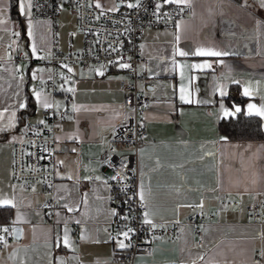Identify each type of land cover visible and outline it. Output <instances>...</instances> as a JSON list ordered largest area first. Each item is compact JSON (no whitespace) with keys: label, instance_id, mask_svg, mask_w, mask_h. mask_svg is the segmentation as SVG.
<instances>
[{"label":"crops","instance_id":"1","mask_svg":"<svg viewBox=\"0 0 264 264\" xmlns=\"http://www.w3.org/2000/svg\"><path fill=\"white\" fill-rule=\"evenodd\" d=\"M91 4L98 11L119 6L116 0H91ZM180 6L190 7L191 14L177 20L179 33L176 24L148 28L139 40L143 60L136 64L140 76L136 88L149 96L150 106L142 121L147 136L135 156L137 193L143 184L145 212L156 224H178L179 233L172 240L156 238L152 254L135 260L139 264H264V119L253 115L261 122V139H222L218 129L221 119L237 114L224 116L221 102L229 111L239 106L245 115L248 104L264 105V8L260 0H190ZM0 9L4 10L0 13L4 21L0 23V222L9 216L19 231L17 238L0 241V264H60L61 260L119 264L113 251L119 249L117 239L124 238L106 230L114 208L96 158L127 114L118 90L125 75L114 66H106L100 76L93 71L100 67L67 64L73 71L61 66L51 81L52 90H46L50 72L32 55V45L39 57L40 52L50 51L54 29L58 52L64 53L68 44L79 50L82 35L75 14L66 0H58L53 26L21 16L16 0H0ZM176 34L181 37L178 43ZM176 49L190 54L180 56ZM197 49L228 55H198ZM41 68L45 71L37 72ZM66 73L72 78L65 80ZM225 86L228 94L221 97L219 89ZM245 87L250 96L243 95ZM33 89L48 98L52 107L47 109L63 113L55 119V182L50 191L37 186L24 191L11 175V145L19 136V126L44 120L46 108L36 102ZM182 89L192 103L181 101ZM237 94L245 98L242 104L225 99ZM27 101L28 113L18 123ZM10 121L14 126L9 128ZM115 152L126 149L117 147ZM43 200L57 204L50 220L38 207ZM251 203L257 204L258 219L246 216ZM65 204L74 210L68 211ZM194 212L202 213L199 234L188 222ZM65 224L70 247L63 244Z\"/></svg>","mask_w":264,"mask_h":264},{"label":"built area","instance_id":"2","mask_svg":"<svg viewBox=\"0 0 264 264\" xmlns=\"http://www.w3.org/2000/svg\"><path fill=\"white\" fill-rule=\"evenodd\" d=\"M116 1L119 3L116 11H98L92 6L91 0H66L67 7L75 14L76 26L82 35V45L79 50L74 51L68 44L64 53L58 52L53 29L51 49L40 52V57H43L40 62L50 70L49 83L46 85V90L49 91L52 90L51 81L56 78L62 64H77L82 69L101 65L119 67L115 63L119 60L132 65L129 69L120 68L125 76L118 82V90L123 93L122 104L127 114L113 128L107 147L96 160L103 171L104 181H107L109 203L117 213L107 223V232L115 235L128 227L135 230L134 235L130 233L131 239L125 240L131 247L113 251L114 261L119 264H139L135 257L151 255L156 238L172 240L179 233V226L175 223H159L155 229L142 223L146 206L141 205L137 193L135 156L137 147L147 136L142 121L143 112L150 106V98L139 93L136 88V82L140 79L136 73V64L143 60L139 40L145 29L173 27L178 19L191 14V9L187 6L165 4L163 0H141L139 8L130 9L127 4L135 3L136 0ZM57 2L58 0H32L31 18L49 21L54 26ZM157 3L162 6L159 14H154ZM13 61L17 63L18 57ZM63 78L71 79L72 76L66 73ZM67 97L70 100V96ZM62 115L61 112L46 109L44 124L25 122L19 126V136L11 145V175L22 190L28 191L33 186L45 191L52 189L55 182V119ZM117 147L126 149V152L117 154ZM117 173L120 178L112 179ZM56 205L54 200H43L38 204L45 220L51 219V212ZM124 216L129 219H122ZM246 216L258 219L256 203L247 205ZM201 219V212L188 216V222L193 225L196 234L200 232L198 223ZM5 227L9 229L8 232L2 231ZM13 229L15 228L11 218L7 216L0 222V237H3L0 241L12 238Z\"/></svg>","mask_w":264,"mask_h":264},{"label":"snow or ice","instance_id":"3","mask_svg":"<svg viewBox=\"0 0 264 264\" xmlns=\"http://www.w3.org/2000/svg\"><path fill=\"white\" fill-rule=\"evenodd\" d=\"M17 2V6H18V12L21 16H28L30 17L31 16V8H32V0H16ZM163 3L165 4H176L178 6L180 5H187L190 3V0H163ZM140 4H141V0H136L135 3H128L127 4V7L132 9V8H139L140 7ZM260 5L262 8H264V0H260ZM161 4L160 3H157L156 4V7H155V13L154 14H159L160 12V9H161ZM96 7L97 8H101V4L100 3H97L96 4ZM117 9L115 7L109 9V11H116ZM182 10V9H181ZM4 10L3 9H0V13H2ZM103 14V13H102ZM0 23H4V21L0 20ZM176 28H177V33H179V30L181 28V22H178L176 24ZM28 36L31 37L32 36V23H31V20L29 19L28 21V32H27ZM14 35H19V33H14ZM181 37L179 34H176L175 35V40L177 41V43L180 41ZM143 47V45H141V48ZM113 51H115L116 49H112ZM175 54H178L180 56H187L189 55L190 53L189 52H186V51H182V50H179V49H176L175 50ZM196 54L198 55H212V56H222V55H228L227 52H216V51H207V50H204V49H197L196 50ZM32 55L33 56H36L37 59H42L43 57H39L37 56V47L35 45V43H33L32 45ZM129 59H131L129 57ZM109 63H112L111 61ZM116 64H118L119 68L121 69H129L132 67V65L130 63H127V62H124V63H121L119 60H117L115 62ZM205 67H211V65H204ZM62 67L63 68H67L68 72H72L73 69L71 67H69L67 64H62ZM194 67H202L201 65H194ZM105 69H106V66L105 65H101L100 68H97V69H93V71L96 72L97 75H100V76H103L104 73H105ZM45 69H37V72H44ZM50 71V70H49ZM32 78L33 79H36V72H34L32 74ZM21 81H23V76H21ZM65 80H67V78H65ZM236 83H238V81H235ZM68 92H74L75 89L74 88H68L67 89ZM220 91V95L221 97H224L226 96L228 93H227V88L226 86L225 87H221L219 89ZM33 94L36 98V102L38 104H42V106L44 108H50L52 107V104L49 103L48 101V98L47 97H43L42 98V93L40 91H36L35 89H33ZM243 95L244 96H250L251 93L248 89V87H245L244 88V92H243ZM181 101L184 102V103H192L191 99L189 98L188 95L184 94V91L183 89L181 90V97H180ZM20 107H24V105H20ZM220 108L223 112V115L224 116H234L236 113H240L241 112V108L239 106H235L234 105V111H229L227 108H225L223 102H221L220 104ZM73 110L74 111H78V109L76 108L75 105H73ZM248 116H259L261 119H264V105H261L260 107H257L255 104H248L247 106V113H246ZM13 117H15V113H13ZM40 124H44L45 122L44 121H39ZM13 122H9V124L7 125V127H13ZM0 131H3V129H0ZM25 131H27V128L25 129ZM37 135H39V133L37 132L36 133ZM222 139H226L225 138H222ZM43 157H41L42 159ZM60 163H63V161H61ZM124 167L126 168L127 167V164L124 165ZM129 171H131V169H129ZM69 179H72V177H68ZM120 178V174L117 173L116 176H113L112 179H119ZM97 179H99V177H97ZM104 184L107 185V181H104ZM139 197H140V202H141V205L144 206L145 205V196H144V186L143 184L140 185V192H139ZM131 199V198H129ZM2 203L4 204H11V201L9 200H4ZM198 206H202V205H198ZM64 207L68 208V211H73L74 209L72 207H69L67 204L64 205ZM57 215H59V213H57ZM111 215L112 216H116L117 213L115 210H112L111 211ZM17 219H19V216L17 217ZM122 219L124 220H128L129 218L127 216H124L122 217ZM77 223H80V221H77ZM142 223L145 224V225H150L153 229H155L157 227V224L153 222V220L150 218V213L148 211L144 212L143 214V219H142ZM2 231L4 232H8L9 229L7 227L3 228ZM13 231H17L16 229H13ZM130 233L131 234H135V230L131 227H128L126 228V230L122 231L121 233H119L118 235L120 236H123V240H120V239H117V245L120 249H124V248H128V247H131V244L128 243L126 244L124 241L125 240H130L131 237H130ZM81 239H86V237L82 236ZM0 240H3V237H0ZM63 244L65 247H70L71 246V241L69 240V237H68V228H67V225L65 224V230H64V236H63ZM57 246H59V243L57 244ZM202 259V257H201ZM60 264H65V262L63 260L60 261ZM192 264H195V261L192 262Z\"/></svg>","mask_w":264,"mask_h":264},{"label":"trees","instance_id":"4","mask_svg":"<svg viewBox=\"0 0 264 264\" xmlns=\"http://www.w3.org/2000/svg\"><path fill=\"white\" fill-rule=\"evenodd\" d=\"M11 13L13 15L15 14L14 7L11 8ZM225 99L227 102L230 100H235L240 104L245 101V98L238 94L235 97L228 95ZM28 107H30V103L27 101L25 109L19 112L18 123H23L25 120L29 109ZM218 129L223 137H226L227 140H248L263 138V132L259 118L245 115L243 112L237 113L234 117L221 119L218 122ZM5 217L6 215L3 218Z\"/></svg>","mask_w":264,"mask_h":264},{"label":"water","instance_id":"5","mask_svg":"<svg viewBox=\"0 0 264 264\" xmlns=\"http://www.w3.org/2000/svg\"><path fill=\"white\" fill-rule=\"evenodd\" d=\"M16 230H17V229H16ZM18 233H19L18 230L14 232V237H15V238L18 237ZM164 264H174V263H173V262H167V263H164Z\"/></svg>","mask_w":264,"mask_h":264}]
</instances>
